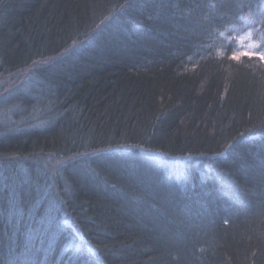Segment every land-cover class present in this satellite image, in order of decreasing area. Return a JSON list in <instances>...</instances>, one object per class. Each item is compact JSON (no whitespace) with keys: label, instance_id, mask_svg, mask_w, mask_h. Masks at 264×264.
<instances>
[{"label":"trees","instance_id":"trees-1","mask_svg":"<svg viewBox=\"0 0 264 264\" xmlns=\"http://www.w3.org/2000/svg\"><path fill=\"white\" fill-rule=\"evenodd\" d=\"M264 0H0V264H264Z\"/></svg>","mask_w":264,"mask_h":264},{"label":"clouds","instance_id":"clouds-1","mask_svg":"<svg viewBox=\"0 0 264 264\" xmlns=\"http://www.w3.org/2000/svg\"><path fill=\"white\" fill-rule=\"evenodd\" d=\"M261 46H264V43H262ZM246 52H252V51H244V48H236V47H233V48H230L227 51L226 57L229 56V55H231L233 57H236V56L239 57L238 60L237 59H233V61H239L241 59H247L250 56L253 57V58H257V56H259V58H260V55H246L245 54ZM252 53H254V52H252ZM257 54H259V53L257 52Z\"/></svg>","mask_w":264,"mask_h":264},{"label":"snow or ice","instance_id":"snow-or-ice-1","mask_svg":"<svg viewBox=\"0 0 264 264\" xmlns=\"http://www.w3.org/2000/svg\"><path fill=\"white\" fill-rule=\"evenodd\" d=\"M246 55H260V58L262 59V60H264V54H257V53H252V52H246L245 53ZM234 59H239V57L238 56H236V57H233Z\"/></svg>","mask_w":264,"mask_h":264},{"label":"rangeland","instance_id":"rangeland-1","mask_svg":"<svg viewBox=\"0 0 264 264\" xmlns=\"http://www.w3.org/2000/svg\"><path fill=\"white\" fill-rule=\"evenodd\" d=\"M261 54V53H260Z\"/></svg>","mask_w":264,"mask_h":264}]
</instances>
